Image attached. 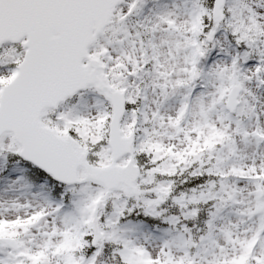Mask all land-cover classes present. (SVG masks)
Returning a JSON list of instances; mask_svg holds the SVG:
<instances>
[{
    "label": "snow or ice",
    "instance_id": "snow-or-ice-1",
    "mask_svg": "<svg viewBox=\"0 0 264 264\" xmlns=\"http://www.w3.org/2000/svg\"><path fill=\"white\" fill-rule=\"evenodd\" d=\"M0 264H264V0H0Z\"/></svg>",
    "mask_w": 264,
    "mask_h": 264
}]
</instances>
